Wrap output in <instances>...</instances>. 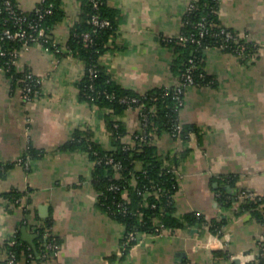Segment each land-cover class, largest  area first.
Masks as SVG:
<instances>
[{"label":"crops","instance_id":"crops-1","mask_svg":"<svg viewBox=\"0 0 264 264\" xmlns=\"http://www.w3.org/2000/svg\"><path fill=\"white\" fill-rule=\"evenodd\" d=\"M15 1L23 11L41 2ZM195 1L200 0H106L117 10L116 33L101 56L112 79L139 93L172 86L175 52L160 38L180 33ZM58 2L64 15L52 39L59 51L34 43L21 49L14 63L17 71L39 79L38 94L23 101L18 80L0 66V163L7 164L0 177V261L7 258L4 243L18 233L35 253L31 264H236L235 258L239 264H264V224L249 213L236 216L238 203L222 209L218 202L221 190L232 198L241 191L264 197V0H218L220 24L254 41L257 52L246 61L237 53L207 49L205 70L214 84L188 87L178 113L179 123L192 128L188 137L155 136L178 178L175 216L194 212L206 222L141 233L128 248L125 225L98 206L94 162L84 150L65 148L76 130L90 132L104 149L113 144L107 110L79 98L83 61L65 52L80 2ZM113 118L126 127L123 140L131 141L140 129L138 111L129 108ZM12 190L21 193L16 205L3 195ZM221 218L227 224L211 232L210 221ZM48 220L61 241L47 245L49 253L39 260L37 228ZM215 250L226 257L215 256ZM26 260L22 256L17 264Z\"/></svg>","mask_w":264,"mask_h":264},{"label":"trees","instance_id":"trees-1","mask_svg":"<svg viewBox=\"0 0 264 264\" xmlns=\"http://www.w3.org/2000/svg\"><path fill=\"white\" fill-rule=\"evenodd\" d=\"M10 1L16 12L26 16V21L18 25L6 9L0 11V66L8 76L18 80L20 88L26 82L25 74L28 70L17 71L13 51L21 48L22 40L1 38L2 30L9 28L13 31L21 26L29 32L27 21L35 22L45 31L46 40L40 38L38 43L53 50L52 29L62 19L64 12L58 0L39 2L36 7L42 16H39L35 9L21 11L15 0ZM79 2L80 12L70 28L65 52L78 57L84 63V74L77 82L79 98L107 110L106 126L113 149L102 148L91 140L90 132L80 130L73 133L65 148L84 150L94 162L91 181L99 193L98 206L110 217L125 225V248L134 243L141 233L158 234L165 228L205 223L204 217L194 212L185 213L180 218L175 216L174 196L178 189V178L175 167L159 152L155 136L163 132L174 136L179 130L178 138L188 137L192 128L179 123L178 113L188 87L214 84L212 76L205 70L207 49L219 48L240 54L239 48L244 45L243 54L240 56L247 61L256 54L258 45L254 41L236 40L234 36L237 33L220 24L217 14L218 0L195 1L194 6L183 16L180 33L177 36L160 38L161 43L172 47L175 52L171 69L177 75L176 82L169 87L163 86L139 93L124 88L112 79L107 68L101 63V56L108 48V40L117 30V10L110 8L106 0ZM94 16H97L99 21L107 20L108 23L100 25L94 21ZM228 31L232 37L226 36ZM32 44L34 43L29 45ZM187 75H190L193 81L182 86ZM180 87L181 90H178ZM33 89L39 92L38 83H33ZM129 108L138 111L140 129L133 133L131 141L126 142L123 140L127 134L126 127L113 116L123 115ZM33 154L30 149L28 155ZM169 160L171 161V158ZM6 167L7 164L0 163V177ZM3 195L8 204L16 205L21 193L12 190ZM218 202L222 209L238 203L236 216L249 213L251 218L264 224L263 196L251 194L240 198L237 193L232 198L226 191L221 190ZM227 222V218L210 221V231H222ZM50 227L51 221L48 220L37 228V247L42 256L39 260L49 253L47 245L60 244V238L51 234ZM4 244L13 264H17L22 256H26L27 264L36 259L34 251L20 241L18 233ZM213 253L218 257H226L222 250H215ZM0 264H5V260L0 261Z\"/></svg>","mask_w":264,"mask_h":264},{"label":"built area","instance_id":"built-area-1","mask_svg":"<svg viewBox=\"0 0 264 264\" xmlns=\"http://www.w3.org/2000/svg\"><path fill=\"white\" fill-rule=\"evenodd\" d=\"M193 6H194V4L191 3L189 5L188 9L192 8ZM2 9H6L8 11V13L10 14V17L18 25H21L22 22L26 21V16L16 12L15 9L13 8V5H12L10 0H2V1L0 0V11ZM34 9L39 13L38 14L39 16H42V13L39 11V8L35 7ZM47 11H49V9H47ZM94 21L100 25H105L108 23L107 20H100L99 21L97 19V16H94ZM27 25L30 28L29 32L25 31L21 26L15 30H13V31L10 30L9 28H4L1 32V34H2L1 38L6 37V38H11V39L22 40L21 48L19 50L13 51V55L15 57H17V55L21 49L28 48L30 46L29 44L31 42L32 43H38L40 38H42V39L44 38V40H46L45 31H44L43 27L38 26L37 23L31 22V21H27ZM85 36L87 37L88 35L85 34ZM226 36L232 37L233 35L228 31V32H226ZM234 38L236 40L242 39L245 41H247V40L252 41L249 38H247L246 36L243 37V36H240L239 34L234 36ZM52 47H53V50L55 52L59 51V47L54 42H52ZM45 48L48 49V46H45ZM243 50H244V45H241L239 48L240 54H243ZM0 54H2V52H0ZM252 57H254V56H252ZM25 79H26V82H24L21 85V87L19 88V93H20V97L23 99V101H30L34 98V96L36 94H38V91L33 89V83L37 84L39 79L37 77H35V75L30 71H28L25 74ZM192 81L193 80H192L191 76L187 75L186 81L184 83H182V86H185L186 84H191ZM178 90H181V87L178 88ZM173 135L178 138L179 130H177V132ZM249 195H251V193H247L245 191H241L239 193L240 198L246 197ZM49 245L53 246L54 244H49ZM54 247H56V245H54ZM5 264H13V259L11 256L7 255V258L5 259Z\"/></svg>","mask_w":264,"mask_h":264},{"label":"water","instance_id":"water-1","mask_svg":"<svg viewBox=\"0 0 264 264\" xmlns=\"http://www.w3.org/2000/svg\"><path fill=\"white\" fill-rule=\"evenodd\" d=\"M235 262H236V264H239V262H240L239 258H235Z\"/></svg>","mask_w":264,"mask_h":264}]
</instances>
